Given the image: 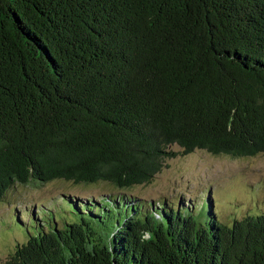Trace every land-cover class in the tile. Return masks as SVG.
<instances>
[{"label":"trees","instance_id":"1","mask_svg":"<svg viewBox=\"0 0 264 264\" xmlns=\"http://www.w3.org/2000/svg\"><path fill=\"white\" fill-rule=\"evenodd\" d=\"M173 143L264 152V0H0V200L145 183ZM61 200L13 213L23 239L1 264H264V211Z\"/></svg>","mask_w":264,"mask_h":264},{"label":"rangeland","instance_id":"2","mask_svg":"<svg viewBox=\"0 0 264 264\" xmlns=\"http://www.w3.org/2000/svg\"><path fill=\"white\" fill-rule=\"evenodd\" d=\"M170 149L174 153L164 159L150 181L127 188H114L104 182L87 184L58 179L8 188L0 200V264L14 250L16 242L23 239L19 228L10 229L13 213L23 211L24 217H28L32 209L36 214L34 207L40 206L58 211L63 193L79 199L96 198L105 192L112 196L122 194L143 202L144 206L154 207L165 201L188 210L210 199L219 221L264 211V152L233 156L195 148L183 153L176 143ZM28 229L33 231L32 223Z\"/></svg>","mask_w":264,"mask_h":264}]
</instances>
